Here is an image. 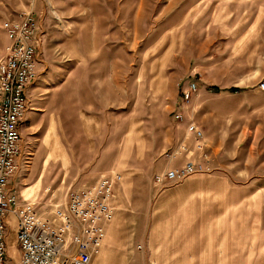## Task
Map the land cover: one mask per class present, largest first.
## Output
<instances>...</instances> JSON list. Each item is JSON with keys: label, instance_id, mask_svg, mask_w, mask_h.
Returning <instances> with one entry per match:
<instances>
[{"label": "rangeland", "instance_id": "374dc122", "mask_svg": "<svg viewBox=\"0 0 264 264\" xmlns=\"http://www.w3.org/2000/svg\"><path fill=\"white\" fill-rule=\"evenodd\" d=\"M29 11L41 44L21 125L19 200L47 217L70 189L117 171L113 219L118 210L124 233L146 239L150 228L193 226L212 231L197 239L220 244L221 224L211 220L222 208L218 195L246 189L255 198L234 237L264 253V0H0V57L2 21ZM190 81L197 91L183 102ZM190 121L203 131L202 153ZM188 160L209 167L155 181ZM177 201L196 209L192 225L159 210ZM11 220L6 263L19 264ZM133 247L144 253L145 243Z\"/></svg>", "mask_w": 264, "mask_h": 264}, {"label": "built area", "instance_id": "2783aa9c", "mask_svg": "<svg viewBox=\"0 0 264 264\" xmlns=\"http://www.w3.org/2000/svg\"><path fill=\"white\" fill-rule=\"evenodd\" d=\"M2 27L7 43L0 57V264H6L7 258L8 215L16 219L20 264H92L102 246L105 223L113 218L111 200L121 175L101 174L94 183L70 189L64 205L55 207L47 217L38 212L34 202L19 200L14 181L21 169V125L30 109L28 88L37 75L40 30L31 11L5 18ZM196 91L194 81L182 87L183 102H188ZM175 119L184 121L182 107ZM187 132L195 139L194 150L205 151L202 129L190 121ZM208 167L205 160H188L156 174L155 181H181Z\"/></svg>", "mask_w": 264, "mask_h": 264}, {"label": "crops", "instance_id": "0c3cea01", "mask_svg": "<svg viewBox=\"0 0 264 264\" xmlns=\"http://www.w3.org/2000/svg\"><path fill=\"white\" fill-rule=\"evenodd\" d=\"M99 168L102 167L97 169L99 170ZM21 169L18 175L21 173ZM115 172L120 174V172ZM104 173L108 172L104 171ZM99 176L93 180V183L98 180ZM118 183L115 185L114 193ZM15 185H17L16 182ZM221 187L229 189L227 185ZM237 190L241 189L231 188L232 193L234 191L237 193ZM241 191L243 192L242 195H229L228 190H223L224 194L218 195V199L222 201V208L217 211L220 215L212 216L211 220L217 219L221 224V227H218L219 234L222 235L220 244L207 242L206 239H197V236L209 235L212 234V231L205 229V231L198 232V228L193 226L174 229L150 228L149 233L146 234L148 235L146 239H141L144 235L142 233H137L135 236L128 235L124 233L125 231L120 225V214L117 213V210L114 219L112 218L105 223V236L102 246L99 253L92 258V264H260V259L264 257V253L260 250L257 254L255 247H253L254 243L250 244L249 241L246 242L234 237L245 231V224L249 218L246 215L250 214L252 210L251 200L255 198L253 195H244L248 190L243 189ZM112 203L113 199L111 205ZM174 203L175 205L171 208L170 206L166 208L163 206L159 207V210H168L167 214L174 212L178 219H183L185 224L192 225L191 222L196 214V209L190 205L186 206L189 202L177 201ZM186 217L188 218L186 219ZM12 218L15 219L13 215H8L7 227L12 222ZM251 230L255 229L252 228ZM140 241L145 243L144 253L133 249V245ZM20 258L19 250V264Z\"/></svg>", "mask_w": 264, "mask_h": 264}, {"label": "trees", "instance_id": "16d2710c", "mask_svg": "<svg viewBox=\"0 0 264 264\" xmlns=\"http://www.w3.org/2000/svg\"><path fill=\"white\" fill-rule=\"evenodd\" d=\"M238 88H231L230 91L234 92V91H237Z\"/></svg>", "mask_w": 264, "mask_h": 264}]
</instances>
